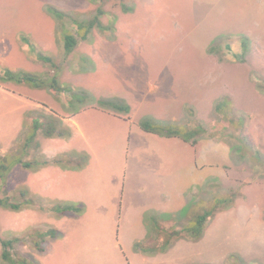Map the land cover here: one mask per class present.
<instances>
[{
    "label": "rangeland",
    "instance_id": "1",
    "mask_svg": "<svg viewBox=\"0 0 264 264\" xmlns=\"http://www.w3.org/2000/svg\"><path fill=\"white\" fill-rule=\"evenodd\" d=\"M51 4L80 19L90 18L95 9L91 0H0V77L5 69L45 78L57 74L63 87L88 92L85 107L90 108H103L97 102L103 98L127 102L120 95L135 105L136 95H142L151 101L150 111L164 116L163 122L201 125L205 131L199 137L217 143L219 155L227 154L225 162L201 166L211 176L201 189H191L195 204L188 218L231 191L239 193L235 204L209 220L200 240L181 241L170 259L163 255L132 262L233 264L230 255L235 254L242 263L264 264V0H105L108 12L118 17L115 32L94 31L92 41L80 39L70 54L62 44V25L48 10ZM123 4L131 10L122 11ZM64 26L78 34L70 19ZM1 80L0 155L23 152L35 118L42 119V128L35 139L39 147L23 153L33 168L15 166L6 185L7 193H16L19 200L21 190L27 191L33 202L24 209L32 211L19 216V211L0 207V237L16 238L14 251L37 264H127L113 233L115 218L123 222L125 214L107 209V193L79 189L80 201L70 202L37 196L28 186L29 180L43 186L45 179L28 177L25 169L31 172L50 159L82 169L89 161L84 153L49 158L43 152L42 143L52 141L43 130L71 136L61 118L71 114L70 95ZM173 112L176 122L170 119ZM99 172L91 168L79 174V181L85 184ZM68 202L81 210L62 212L59 205Z\"/></svg>",
    "mask_w": 264,
    "mask_h": 264
},
{
    "label": "crops",
    "instance_id": "2",
    "mask_svg": "<svg viewBox=\"0 0 264 264\" xmlns=\"http://www.w3.org/2000/svg\"><path fill=\"white\" fill-rule=\"evenodd\" d=\"M120 96L130 105L129 113L83 107L77 114L61 117L65 126L70 128L71 136H49L52 141L42 143L43 152L49 158L71 152L88 153L89 161L84 168L64 166L51 159L28 173L24 167L26 176L36 175L39 179H45L43 186H34L33 180L28 181V186L37 196L57 197L70 202L80 201L78 199L83 195L80 190L85 194L93 193L96 189L103 190L109 198L106 201L107 209L111 207V213L118 211L120 215L123 211L125 214L122 220L124 224L119 221L120 216L115 218L118 223H113L117 229L113 233L117 234V243L120 244L119 255L127 264H134L132 260L140 263L163 255L170 259L175 253L174 248L184 239L175 242L165 253L150 255L135 250V243L146 239L145 212L176 215L191 199V189L201 186L202 181L211 176L210 169L203 173L201 166L225 162L227 154L219 155L217 143L213 145L201 137H198L196 144H192L181 137L143 130L139 124L141 120L151 118L165 123L162 121L164 116L150 111L151 101L141 98L142 95H136L135 105L127 96ZM177 97L174 99L178 100ZM177 116L173 112L170 119L176 122ZM206 147L209 149L207 154ZM91 168L98 169L99 175L85 179V184L81 183L79 174ZM26 182L23 184L26 185ZM20 184L19 181V187H22ZM84 200L87 204L91 202L86 197ZM31 211V208H23L19 210V216ZM165 224L170 223L165 221ZM122 227L125 229L122 230Z\"/></svg>",
    "mask_w": 264,
    "mask_h": 264
},
{
    "label": "trees",
    "instance_id": "3",
    "mask_svg": "<svg viewBox=\"0 0 264 264\" xmlns=\"http://www.w3.org/2000/svg\"><path fill=\"white\" fill-rule=\"evenodd\" d=\"M95 4V9L92 12L90 18L80 19L73 16L72 13H68L60 9L55 5H50L51 15L59 21L63 27L62 44L65 53H72L79 44L80 39L90 41L94 31H111L115 32L116 23L118 17L116 14L109 13L105 8V0H91ZM131 10L130 6L125 4L122 5V11L127 12ZM110 14L107 21L104 18ZM70 19L72 25L78 34L72 33L67 27L64 26V22ZM92 41V40H91ZM246 39H243V44L246 45ZM37 56L49 63L53 67H57L50 56H46L41 52H38ZM4 82H14L18 84H30L35 88H44L51 90L55 95L61 92H66L70 95L68 101V107L70 113H77L86 103L89 101L88 92L84 89H74L72 86H62L57 78V74L53 75L52 78H45L42 75L34 74L32 72H20L11 69H5L3 77H0ZM1 80V81H2ZM98 104L106 109H110L116 113H129L130 105L120 98H109V99H98ZM43 116V115H41ZM45 116V115H44ZM58 119V118H57ZM42 119L35 118L33 123V129L26 136L22 151L18 155L17 151L12 155H0V207L9 209L12 211H19L25 206L32 204L33 199L27 195V191L21 190L22 200L18 199L16 193L8 194L6 185L8 183V176L11 170L19 165L22 167H32V163L24 159L23 153L27 154L28 150L33 147H39V143L35 142L36 136L42 128ZM52 119L48 120L50 122ZM55 120V119H54ZM52 120L53 123L55 121ZM60 120V119H58ZM61 121V120H60ZM62 122V121H61ZM140 127L149 132L158 133L166 136H177L183 138L185 141H189L192 144H196L198 137L205 131L204 127L196 126L192 128H184L179 125L160 123L151 118H145L140 121ZM50 128H52L50 126ZM45 136H65L63 132L57 133L55 129L43 130ZM85 159L87 160L89 155L84 153ZM47 164V162H46ZM201 189V186L199 187ZM28 197V198H27ZM239 197V193L231 191L227 196L215 197L213 201L203 206L201 211L193 214L188 218L193 205L195 204V197H192L176 215L171 213H158L154 211H147L145 213V225L147 227V235L145 241H138L135 243V250L144 254L155 255L157 253L167 252L175 242L180 239H188L192 241L200 240L207 229L209 220H211L218 212L231 208L236 199ZM59 206L62 212L64 211H75L81 210L80 207L70 204L61 203ZM185 222H184V221ZM165 221L171 223L170 226L165 224ZM17 241L16 238H2L0 237V260L4 264H37L33 259L28 256L19 254L14 251V244ZM230 259L233 260V264H260V263H242L235 254L230 255Z\"/></svg>",
    "mask_w": 264,
    "mask_h": 264
}]
</instances>
